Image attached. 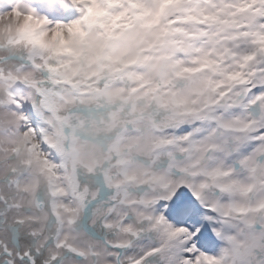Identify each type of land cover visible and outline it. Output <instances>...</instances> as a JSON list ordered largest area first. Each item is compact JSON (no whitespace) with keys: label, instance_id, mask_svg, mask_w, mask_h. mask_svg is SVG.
<instances>
[{"label":"snow or ice","instance_id":"snow-or-ice-1","mask_svg":"<svg viewBox=\"0 0 264 264\" xmlns=\"http://www.w3.org/2000/svg\"><path fill=\"white\" fill-rule=\"evenodd\" d=\"M0 264H264V0H0Z\"/></svg>","mask_w":264,"mask_h":264}]
</instances>
